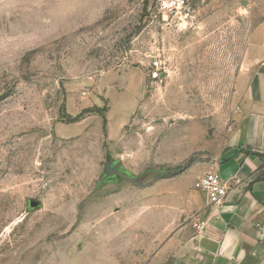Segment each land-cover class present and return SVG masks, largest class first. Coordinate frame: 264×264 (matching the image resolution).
<instances>
[{"label":"rangeland","instance_id":"1","mask_svg":"<svg viewBox=\"0 0 264 264\" xmlns=\"http://www.w3.org/2000/svg\"><path fill=\"white\" fill-rule=\"evenodd\" d=\"M247 1H200L164 22L153 0H0V264L98 260L107 225L123 220L112 194L160 177L98 187L119 155L140 160L136 177L224 151L256 67L243 28L262 5ZM136 87L138 106L108 145L109 103L117 119Z\"/></svg>","mask_w":264,"mask_h":264},{"label":"crops","instance_id":"2","mask_svg":"<svg viewBox=\"0 0 264 264\" xmlns=\"http://www.w3.org/2000/svg\"><path fill=\"white\" fill-rule=\"evenodd\" d=\"M258 1L262 5L258 23L252 30L243 28L246 51L249 58L253 53L256 67L245 84L238 124L224 151L211 163L189 164L145 187L116 190L112 211L123 220L107 225L104 249L98 250V260L89 258L86 264L122 263L107 256L108 251L124 255L130 263L264 264V0ZM134 93L133 99L123 102L117 119L109 103L108 145L130 122L142 94L138 87ZM140 163L127 152L114 161V168L135 177ZM210 172L227 187L219 204H210L206 193L195 187ZM138 250L147 257H137Z\"/></svg>","mask_w":264,"mask_h":264},{"label":"built area","instance_id":"3","mask_svg":"<svg viewBox=\"0 0 264 264\" xmlns=\"http://www.w3.org/2000/svg\"><path fill=\"white\" fill-rule=\"evenodd\" d=\"M200 1L205 0H153V4L157 14L161 16L164 22H167L169 20L182 19L183 14H186L190 6ZM151 69L149 77L152 80L160 79L158 62H153ZM195 187L206 193L210 204H219L227 195V187L216 173L205 174L195 183Z\"/></svg>","mask_w":264,"mask_h":264},{"label":"water","instance_id":"4","mask_svg":"<svg viewBox=\"0 0 264 264\" xmlns=\"http://www.w3.org/2000/svg\"><path fill=\"white\" fill-rule=\"evenodd\" d=\"M183 168L174 170V171H170V172H151V171H146L142 174H140L139 176L136 177H128L126 175H124L123 173H121L120 171H116V169L114 168V164L113 163H107L105 165V175L103 176V178L101 179V181L98 184V187L101 186L104 183H107L109 181H118L120 179L122 180H126L132 183H135L137 181H139L141 178H143L146 175H158V176H164V175H170V174H177L179 173ZM29 206L32 209L38 208L39 204L37 202H33L30 201L29 202Z\"/></svg>","mask_w":264,"mask_h":264},{"label":"trees","instance_id":"5","mask_svg":"<svg viewBox=\"0 0 264 264\" xmlns=\"http://www.w3.org/2000/svg\"><path fill=\"white\" fill-rule=\"evenodd\" d=\"M80 118V116L78 118H75V119H71L70 122H77V120ZM103 119V122H104V125H106V119L105 117L102 118Z\"/></svg>","mask_w":264,"mask_h":264}]
</instances>
